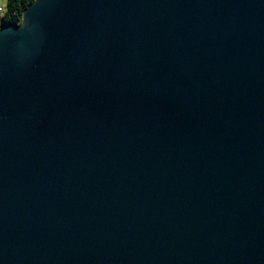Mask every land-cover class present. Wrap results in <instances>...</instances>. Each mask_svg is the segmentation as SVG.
<instances>
[{
    "label": "water",
    "instance_id": "obj_1",
    "mask_svg": "<svg viewBox=\"0 0 264 264\" xmlns=\"http://www.w3.org/2000/svg\"><path fill=\"white\" fill-rule=\"evenodd\" d=\"M0 264H264V0L2 25Z\"/></svg>",
    "mask_w": 264,
    "mask_h": 264
},
{
    "label": "trees",
    "instance_id": "obj_2",
    "mask_svg": "<svg viewBox=\"0 0 264 264\" xmlns=\"http://www.w3.org/2000/svg\"><path fill=\"white\" fill-rule=\"evenodd\" d=\"M35 0H7L6 8L0 7V27L2 25L18 26L22 22L25 9Z\"/></svg>",
    "mask_w": 264,
    "mask_h": 264
},
{
    "label": "rangeland",
    "instance_id": "obj_3",
    "mask_svg": "<svg viewBox=\"0 0 264 264\" xmlns=\"http://www.w3.org/2000/svg\"><path fill=\"white\" fill-rule=\"evenodd\" d=\"M6 4H7V0H0V7H2L3 9L6 8Z\"/></svg>",
    "mask_w": 264,
    "mask_h": 264
},
{
    "label": "built area",
    "instance_id": "obj_4",
    "mask_svg": "<svg viewBox=\"0 0 264 264\" xmlns=\"http://www.w3.org/2000/svg\"><path fill=\"white\" fill-rule=\"evenodd\" d=\"M1 10V9H0Z\"/></svg>",
    "mask_w": 264,
    "mask_h": 264
},
{
    "label": "crops",
    "instance_id": "obj_5",
    "mask_svg": "<svg viewBox=\"0 0 264 264\" xmlns=\"http://www.w3.org/2000/svg\"><path fill=\"white\" fill-rule=\"evenodd\" d=\"M1 23V22H0Z\"/></svg>",
    "mask_w": 264,
    "mask_h": 264
}]
</instances>
